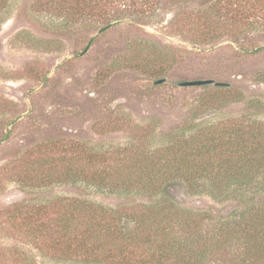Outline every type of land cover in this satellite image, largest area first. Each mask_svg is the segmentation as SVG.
Listing matches in <instances>:
<instances>
[{
  "label": "rangeland",
  "instance_id": "obj_1",
  "mask_svg": "<svg viewBox=\"0 0 264 264\" xmlns=\"http://www.w3.org/2000/svg\"><path fill=\"white\" fill-rule=\"evenodd\" d=\"M39 1L8 0V14L0 17V229L25 201L43 205L65 197L109 208L148 202L142 194L114 195L84 182L23 187L17 182L21 163L47 142L150 151L164 133L188 121L243 116L264 122V7L255 0H241L236 10L213 19L215 41L190 39H200L203 29L186 21L215 0H193L187 8L185 0H120L73 20L70 33L45 31L41 25L62 19L43 5L38 10ZM158 79L166 82L154 85ZM205 79L227 85H177ZM216 87H225L226 100L218 99ZM208 98L212 109L203 114L198 106ZM176 197L183 208L211 213L214 222L203 227L208 235L236 208L185 191ZM212 259L209 264H216ZM0 264L79 263L57 260L34 241L0 230Z\"/></svg>",
  "mask_w": 264,
  "mask_h": 264
},
{
  "label": "trees",
  "instance_id": "obj_2",
  "mask_svg": "<svg viewBox=\"0 0 264 264\" xmlns=\"http://www.w3.org/2000/svg\"><path fill=\"white\" fill-rule=\"evenodd\" d=\"M118 1L40 0L35 6L50 8L62 19L50 27L41 25L45 31L70 33L73 20L91 15L97 7H115ZM190 2L185 0L186 8ZM237 2L241 0H215L188 13L186 21L203 29L200 39L191 35L190 39L215 41L213 19L222 11L236 10ZM255 5L264 7V0H255ZM7 9L8 0H0V17L8 14ZM215 89L218 99H227L225 87ZM209 99L198 111L212 109L214 101ZM162 138L150 151L96 150L84 142L59 140L45 143L38 156L21 163L17 182L23 187L84 182L114 195L142 194L148 202L109 208L65 197L43 205L25 201L2 219L0 230L34 241L42 252L63 262L209 264L215 257L216 264H232L235 256L236 264H264V122L243 116L211 124L192 120ZM180 191L233 202L236 208L208 235L203 227L214 222L211 213L183 208L176 197ZM123 220L133 227H125Z\"/></svg>",
  "mask_w": 264,
  "mask_h": 264
},
{
  "label": "water",
  "instance_id": "obj_3",
  "mask_svg": "<svg viewBox=\"0 0 264 264\" xmlns=\"http://www.w3.org/2000/svg\"><path fill=\"white\" fill-rule=\"evenodd\" d=\"M166 82V79H158L153 82L154 85H160ZM177 85L179 87H202V86H208V85H214V86H226L225 83H219L215 82L212 79H205V80H192V81H181L178 82Z\"/></svg>",
  "mask_w": 264,
  "mask_h": 264
}]
</instances>
